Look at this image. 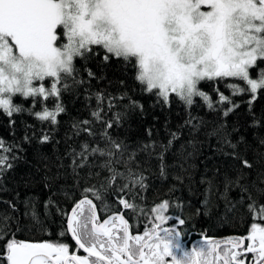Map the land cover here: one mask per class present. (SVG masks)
I'll return each instance as SVG.
<instances>
[{"label": "snow or ice", "instance_id": "snow-or-ice-1", "mask_svg": "<svg viewBox=\"0 0 264 264\" xmlns=\"http://www.w3.org/2000/svg\"><path fill=\"white\" fill-rule=\"evenodd\" d=\"M113 61L134 70L135 87L121 79L109 91ZM105 80L103 88L92 83ZM201 82H211L215 97ZM137 94L155 97L161 110L183 105L175 130L165 120L166 141L154 139L152 127L133 139L131 118L147 112ZM262 95L264 0H0V110L11 137L0 136V194L9 174L29 164L33 145L42 172L38 182L22 177L11 199L0 195V264H264ZM17 96L31 98V107L14 103ZM65 97H82L88 118L71 116ZM200 108L204 115L193 111ZM22 113L35 123L22 121L18 137L13 117ZM198 156L207 187L195 215L215 210L224 224L250 217L245 235L185 246L192 218L170 209L190 206L174 194L185 179L191 184L189 161ZM169 178L166 198L147 207L153 183ZM37 183L47 192L42 202L21 192ZM53 225L54 240L18 239L28 230L52 235ZM68 237L74 251L62 242Z\"/></svg>", "mask_w": 264, "mask_h": 264}, {"label": "trees", "instance_id": "trees-1", "mask_svg": "<svg viewBox=\"0 0 264 264\" xmlns=\"http://www.w3.org/2000/svg\"><path fill=\"white\" fill-rule=\"evenodd\" d=\"M89 67H91L94 71H98L96 64L89 62ZM77 67H80V63H77ZM106 75L107 80L113 81V86L109 87V91L115 92L117 90L118 85H116L115 82L125 79L127 84L130 87H135V82L133 80V76L135 75V72L133 69L129 68L125 70L121 67L120 62L113 61L110 67L106 69ZM107 80L101 81L98 85L96 81H93V85L95 87L103 88L107 85ZM95 87L93 90H95ZM201 89L205 92L210 93L215 97V94L211 91V82H201L200 85ZM221 91L224 92L225 95H230V91L224 87V84L221 83L218 85ZM136 99L141 100V102L145 105V108L147 109V112L144 117H140L139 115H133L131 118V126L133 130V139L136 137L139 138H146L145 134V128L152 127L154 131V139H160L166 141L167 135L164 127V123L166 118L169 121L168 127H170L172 130H175L177 124H179L182 120V116H178L177 113H182L183 105L179 104L177 101L172 105V108L161 110L159 106L152 107V105L155 104V97H149L147 94H144L143 96L137 94ZM237 100L241 99L239 97L235 98ZM246 99V97H245ZM83 98L81 97L80 100L73 103L70 101L67 97H65V103L69 109V112L71 116H79L81 118H88V112L84 108L83 105ZM14 103L22 104L25 108L31 107V98L25 100L22 97H15ZM94 103V102H93ZM49 106L51 107V103H49ZM39 104H37L36 110H39ZM241 110H244V106L242 105ZM256 110L257 112L264 111V95L261 96L260 100L256 104ZM193 111H198L200 115H204L207 111L206 108H200V109H194ZM158 117V120H154L153 117ZM16 120V132L17 136L23 134V123L22 121H26L29 124L35 123V120L29 116L27 113H22L15 115L13 117ZM212 117L209 116L208 119H211ZM62 120H67L68 117L62 116ZM7 123H8V117L3 114L2 110H0V136H3L6 140H10L11 137L8 134L7 130ZM64 131V127L61 128L60 133L58 135L62 136ZM251 138V137H250ZM187 136L185 135L182 138L183 140H186ZM202 139V137H201ZM181 141V142H182ZM177 142L175 144V149H180V143ZM213 144L215 141L212 142ZM33 147H30L27 153L29 164H21L19 165L14 173L9 174V179L7 181V187L9 191L4 192L0 195L3 196L4 199H11L13 195V191L16 189L18 184L23 183L22 177L27 178L26 174H32L35 178V180L38 182L40 176L42 175V172H36L35 171V165L38 163L36 159L33 157ZM63 150V146L61 145V151ZM191 150V149H189ZM46 151H50V149H47ZM205 155H211V150L205 147L203 149ZM203 160L202 156L195 157L189 161L193 165V168L191 169V184L189 185V180L185 179L183 185H179V191L175 193L174 195L180 196L184 202L190 201V206L185 203V206L181 209H170V214L176 215L179 214L183 216L184 218H192L191 223L185 226V231H193L197 235H204V236H224V235H244L246 234L248 228L250 227V217L246 218L243 223H241L239 220L231 221L227 224H224L220 221L219 213L215 210L211 213L210 216H199L197 217L195 215L196 208L200 206V202L204 199V192L207 185L201 184L200 178L205 173L204 165L201 162ZM168 162L171 164L173 163V157L169 155ZM218 163V161H215ZM32 165V166H29ZM214 165V161L210 160L208 161V168L212 169ZM156 162H152V168L155 169ZM175 172H179V168L174 169ZM212 172L211 170L207 172V176L211 177ZM174 183V181L169 178L168 181H166L163 185H160L159 181H155L153 183V187L145 194L146 200V206L151 207L154 203H157L161 201L162 199L166 198L165 193L169 187ZM22 195H39V199L42 202L47 197V192L45 190H42L39 184L37 183L34 187L23 189L21 188ZM235 193H233V196ZM76 199H79V195L77 194ZM213 203H216L215 197H212ZM66 208H70V203H66L63 205ZM5 205L0 204V209H3ZM222 208V205H221ZM243 211V210H241ZM57 224L59 223V217H56ZM173 223V222H170ZM58 231V227L56 225H53L51 228L52 235H46L42 232L35 231V230H28L23 233L18 234V239L25 240V241H44V240H54L56 239V232ZM67 238H62V242H65Z\"/></svg>", "mask_w": 264, "mask_h": 264}, {"label": "flooded vegetation", "instance_id": "flooded-vegetation-1", "mask_svg": "<svg viewBox=\"0 0 264 264\" xmlns=\"http://www.w3.org/2000/svg\"><path fill=\"white\" fill-rule=\"evenodd\" d=\"M142 230V229H141ZM188 235L186 237V241H185V246L186 247H191L192 243H199L203 241L204 235H197L195 232L193 231H188L186 230ZM135 232V230H134ZM245 235V234H244ZM232 235H224V236H207L208 238H212V239H216V240H220L226 237H230ZM66 243H68L69 245H71L72 247L70 248V251H74L75 250V243L74 241L71 240L70 237L67 238V240L65 241ZM77 254L80 255H84L83 251L80 250Z\"/></svg>", "mask_w": 264, "mask_h": 264}, {"label": "rangeland", "instance_id": "rangeland-1", "mask_svg": "<svg viewBox=\"0 0 264 264\" xmlns=\"http://www.w3.org/2000/svg\"><path fill=\"white\" fill-rule=\"evenodd\" d=\"M202 10H206V9L202 8Z\"/></svg>", "mask_w": 264, "mask_h": 264}]
</instances>
